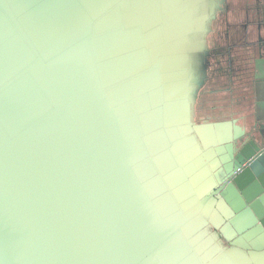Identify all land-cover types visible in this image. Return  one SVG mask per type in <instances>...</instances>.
<instances>
[{
    "label": "water",
    "instance_id": "95a60500",
    "mask_svg": "<svg viewBox=\"0 0 264 264\" xmlns=\"http://www.w3.org/2000/svg\"><path fill=\"white\" fill-rule=\"evenodd\" d=\"M252 115L199 121L216 0H0V264H264V0Z\"/></svg>",
    "mask_w": 264,
    "mask_h": 264
},
{
    "label": "flooded vegetation",
    "instance_id": "af4514ba",
    "mask_svg": "<svg viewBox=\"0 0 264 264\" xmlns=\"http://www.w3.org/2000/svg\"><path fill=\"white\" fill-rule=\"evenodd\" d=\"M257 7V0H216L205 38L206 65L201 66L206 77L199 92L207 95L221 92L231 103L203 107L207 119L224 121L233 115L230 109L238 111L242 107L247 112L254 108L252 61L261 42L256 33ZM199 92L195 101H205Z\"/></svg>",
    "mask_w": 264,
    "mask_h": 264
},
{
    "label": "trees",
    "instance_id": "16d2710c",
    "mask_svg": "<svg viewBox=\"0 0 264 264\" xmlns=\"http://www.w3.org/2000/svg\"><path fill=\"white\" fill-rule=\"evenodd\" d=\"M199 93L202 94L201 97H203L205 100V101H203V102H205L204 104L199 99L196 100L195 104H194L195 118L199 121H209V120H207V118H205V115H202L203 107L204 108H211L213 105H225V104L231 103V100H227V99H225V97L223 98L221 96V94H220L221 92H218V93L216 92L214 94H209V95H207L208 93H203V91H201ZM218 95H220V96H218ZM249 112H250V110L246 112L247 115L249 114Z\"/></svg>",
    "mask_w": 264,
    "mask_h": 264
},
{
    "label": "crops",
    "instance_id": "0c3cea01",
    "mask_svg": "<svg viewBox=\"0 0 264 264\" xmlns=\"http://www.w3.org/2000/svg\"><path fill=\"white\" fill-rule=\"evenodd\" d=\"M248 40H249V42H251V40H252L251 37H250V35L248 36ZM239 108L240 109L238 111H235L234 109H230L229 110V113L230 114L233 113V115H231V118H237V119H239V123L242 124V118L246 117L247 116V113L244 111V109L242 107H239ZM252 109L254 110V108H252ZM253 110L251 111V109H250L249 115H252L253 114ZM204 114H206V113L205 112H202V115H204ZM207 120H209V121H215V120H213L211 118L210 119H207Z\"/></svg>",
    "mask_w": 264,
    "mask_h": 264
}]
</instances>
